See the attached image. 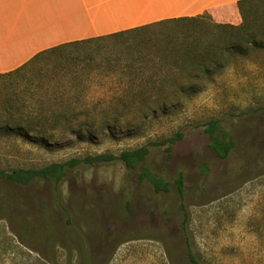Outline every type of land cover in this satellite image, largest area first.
I'll list each match as a JSON object with an SVG mask.
<instances>
[{
	"label": "rangeland",
	"instance_id": "1",
	"mask_svg": "<svg viewBox=\"0 0 264 264\" xmlns=\"http://www.w3.org/2000/svg\"><path fill=\"white\" fill-rule=\"evenodd\" d=\"M124 38L74 52L93 57L90 65L54 72L53 62L38 60L31 75L54 79L39 83L30 104L49 106L59 95L72 128L94 136L79 141L59 126L46 129L43 136L52 140L40 145L0 134V170L117 156L177 132L183 139L169 157L164 147H149L134 170L114 162L68 169L60 181L21 186L0 179V264H191L189 252L200 264H264V50L229 60L212 80L198 75L191 81L197 93L161 114L156 90L128 89L160 74L138 64L147 61L146 49L116 57L122 43L135 41ZM210 120L232 137L225 159L204 133ZM143 168L167 182L168 191L140 179ZM179 175L182 197L174 184Z\"/></svg>",
	"mask_w": 264,
	"mask_h": 264
},
{
	"label": "trees",
	"instance_id": "2",
	"mask_svg": "<svg viewBox=\"0 0 264 264\" xmlns=\"http://www.w3.org/2000/svg\"><path fill=\"white\" fill-rule=\"evenodd\" d=\"M236 6L241 22L235 26L214 23L211 17L204 13L195 17L162 20L103 37L65 43L39 52L17 69L0 74V87L4 92L3 98L0 99V134L34 144L49 145L53 135L43 136L44 131L64 126L70 135L79 141L81 138L87 140L93 138L94 133L87 129L82 128L80 131L72 128L71 121L61 110L67 103L59 98L60 92L57 94L58 97L54 98L58 102H51L49 106L43 103L39 106L30 104L36 89H39V83L50 84L54 79L43 76L35 79L31 73L39 59L53 62L54 72V69L76 67L82 63L90 65L94 62L93 57H74V52L89 44L112 39L118 41L124 37L135 41L119 45L122 51L115 56L127 59L146 49L150 53L147 61H137L138 64H150V67L160 74L157 78L140 79V82L130 84L128 89L133 92L139 85L144 84L146 89L143 90H156L159 96H163L161 99L164 104L160 112L163 114L165 105L173 106V102L188 99L197 93L200 87L191 81H200L198 75L202 74L209 78L208 80H212L213 75L227 65L229 60L247 58L251 52L264 50V0H239ZM115 48L117 49V46ZM99 51L96 53H100ZM113 64L119 65V59H115ZM178 76L180 78H177ZM23 83L27 88L18 89L17 86ZM204 133L208 136L210 148L216 156L225 159L233 147V140L231 135L222 129L220 121H208ZM183 137V133L177 132L138 149L123 151L117 156L100 154L71 159L65 163H55L39 169L0 170V179H7L21 186L35 180L60 181L66 176L68 169L114 162L121 163L126 170H134L145 160L149 147H164L169 157L172 147ZM139 177L147 180L156 192L168 191L169 184L147 168L141 170ZM174 184L179 196L182 197L184 189L182 175L176 178ZM188 257L191 264H200L192 253L189 252Z\"/></svg>",
	"mask_w": 264,
	"mask_h": 264
},
{
	"label": "crops",
	"instance_id": "3",
	"mask_svg": "<svg viewBox=\"0 0 264 264\" xmlns=\"http://www.w3.org/2000/svg\"><path fill=\"white\" fill-rule=\"evenodd\" d=\"M239 0H0V74L44 50L162 20L208 14L241 22Z\"/></svg>",
	"mask_w": 264,
	"mask_h": 264
}]
</instances>
